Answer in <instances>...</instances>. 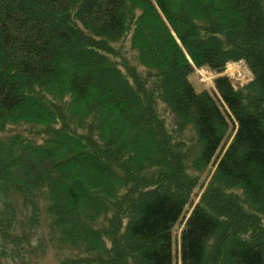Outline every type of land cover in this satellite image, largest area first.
Segmentation results:
<instances>
[{
    "label": "trees",
    "instance_id": "trees-1",
    "mask_svg": "<svg viewBox=\"0 0 264 264\" xmlns=\"http://www.w3.org/2000/svg\"><path fill=\"white\" fill-rule=\"evenodd\" d=\"M41 214L56 264H264V0H0V264Z\"/></svg>",
    "mask_w": 264,
    "mask_h": 264
},
{
    "label": "rangeland",
    "instance_id": "rangeland-1",
    "mask_svg": "<svg viewBox=\"0 0 264 264\" xmlns=\"http://www.w3.org/2000/svg\"><path fill=\"white\" fill-rule=\"evenodd\" d=\"M243 64H244L243 62L239 64V71L241 72V76H240L241 80L238 79L237 77L231 79L234 87L240 85L241 83H246V81H249L253 77L250 70L246 67L244 68ZM216 76L217 73L215 71L210 70L207 67H203L202 69H198V70L194 69V72L189 76V79L196 91L207 90L210 94L215 96L216 91L214 89V78ZM226 140L223 145H225ZM228 143H226L225 147L228 145ZM213 170H214L213 164H210L206 168V170L202 173L200 182L196 187L194 195L192 196V202H190L185 208L186 216L189 215L191 208H193L192 206H194L199 201L200 194L204 190L207 182L209 181V178ZM17 204L18 206L20 205V200L17 202ZM40 221L41 222L35 228L34 233H30L28 235V241L33 251L29 252L27 250L23 261H9L6 264H56L59 259L65 256L75 254V250L71 249L68 246L58 245L56 243H53L54 241H51L49 243L48 241L50 239L49 218L46 215L41 214ZM179 229L180 228L178 225L175 226L174 242L176 241V244L174 243V248L176 247V250H177V242L179 241ZM39 244H44V248H45L44 253L38 250L37 246Z\"/></svg>",
    "mask_w": 264,
    "mask_h": 264
},
{
    "label": "built area",
    "instance_id": "built-area-1",
    "mask_svg": "<svg viewBox=\"0 0 264 264\" xmlns=\"http://www.w3.org/2000/svg\"><path fill=\"white\" fill-rule=\"evenodd\" d=\"M234 72L237 76H241V72L239 70L235 69Z\"/></svg>",
    "mask_w": 264,
    "mask_h": 264
}]
</instances>
